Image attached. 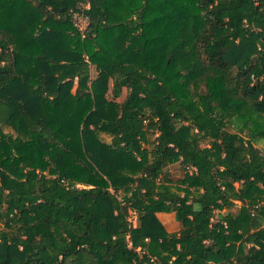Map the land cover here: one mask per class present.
<instances>
[{
	"label": "trees",
	"instance_id": "trees-1",
	"mask_svg": "<svg viewBox=\"0 0 264 264\" xmlns=\"http://www.w3.org/2000/svg\"><path fill=\"white\" fill-rule=\"evenodd\" d=\"M261 141L264 0H0V264H264Z\"/></svg>",
	"mask_w": 264,
	"mask_h": 264
},
{
	"label": "rangeland",
	"instance_id": "rangeland-1",
	"mask_svg": "<svg viewBox=\"0 0 264 264\" xmlns=\"http://www.w3.org/2000/svg\"><path fill=\"white\" fill-rule=\"evenodd\" d=\"M7 1H8V0H6V2H7ZM6 4H7V3H6ZM79 17H80V16H78V19H76V20L74 21L75 24H77V25L80 24V20H82V19H80ZM71 21H72V20H71ZM73 25H74V24H73ZM95 74H96V72H95V70H93V68H92V76L94 77ZM151 86L153 87V89H154V91H155L156 93L159 92V84H158V83H156V82H154V81H151ZM3 132H4L5 135H6L7 133H12V131H11L9 128H4V129H3ZM155 137H156V135H154V136L152 137V139H154ZM106 139H108V138L106 137ZM150 146H151V145H150ZM256 146L259 147V148L264 149V143H263V141L256 143ZM172 171H173L172 168H166V169L164 170V172L162 173V175H161V180H162L163 182H165V183H172ZM106 211H107V215H108V220H109V222H111L112 212H110L108 208H106ZM159 216H160V218L163 220V222L166 224V226H167L168 229L173 228V227L176 226V223L174 222V220H173L171 214H168V213H161V214H159ZM263 216H264V207H263ZM130 220H132L133 222L135 221V218H134L133 215L130 216Z\"/></svg>",
	"mask_w": 264,
	"mask_h": 264
},
{
	"label": "built area",
	"instance_id": "built-area-1",
	"mask_svg": "<svg viewBox=\"0 0 264 264\" xmlns=\"http://www.w3.org/2000/svg\"><path fill=\"white\" fill-rule=\"evenodd\" d=\"M84 8H88V5L86 3L84 4ZM78 16H80L79 18L82 20H80V24L77 25L74 21L78 19ZM71 20L76 28H78L79 30H84L87 26L88 16L83 12H73Z\"/></svg>",
	"mask_w": 264,
	"mask_h": 264
}]
</instances>
